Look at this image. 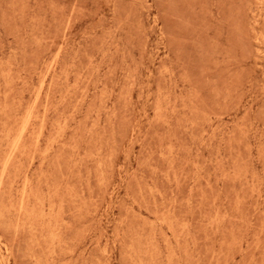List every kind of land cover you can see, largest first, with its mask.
I'll use <instances>...</instances> for the list:
<instances>
[{
  "label": "rangeland",
  "instance_id": "rangeland-1",
  "mask_svg": "<svg viewBox=\"0 0 264 264\" xmlns=\"http://www.w3.org/2000/svg\"><path fill=\"white\" fill-rule=\"evenodd\" d=\"M0 264H264V0H0Z\"/></svg>",
  "mask_w": 264,
  "mask_h": 264
}]
</instances>
